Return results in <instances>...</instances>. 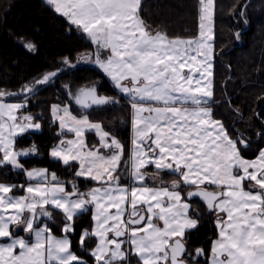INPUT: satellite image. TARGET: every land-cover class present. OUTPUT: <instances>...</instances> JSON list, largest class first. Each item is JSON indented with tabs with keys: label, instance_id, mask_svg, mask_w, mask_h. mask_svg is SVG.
<instances>
[{
	"label": "snow or ice",
	"instance_id": "snow-or-ice-1",
	"mask_svg": "<svg viewBox=\"0 0 264 264\" xmlns=\"http://www.w3.org/2000/svg\"><path fill=\"white\" fill-rule=\"evenodd\" d=\"M46 3L96 46L94 54H85L81 60L97 66L129 99L132 148L124 160V146L100 123L73 115L68 105H53L59 127L74 138L60 140L50 155L65 165L78 163L76 175L100 186L80 192L73 183L69 191L46 168L25 169L32 181L26 188L0 183V237L6 238L0 242V264H87L71 250L68 235L74 230L75 217L89 205L94 209V226L91 232H82L80 244L96 238L90 251L95 264H126L130 255L139 264H186L183 239L198 221L189 215L191 205L181 185L194 188L187 196L201 198L217 212L218 238L211 248L210 264H264V149L255 159H245L238 145L246 146V140L230 138L208 106L213 97L214 0H199V36L191 39L169 38L151 30L141 17L142 0ZM63 63L70 66L67 58ZM61 71L45 73L22 86L21 92L27 98ZM12 95L0 91V165L24 169L18 158L37 149L33 145L16 151L15 138L41 126L31 115H18L23 103L4 102V96ZM70 95L81 109L115 102L100 95L95 83ZM89 130L99 136V147L86 143ZM148 165L157 170L153 179L165 170L179 179L170 185L161 179L156 186H148L143 183ZM125 175L129 183L123 182ZM209 185L216 190H208ZM17 187L25 194L13 195ZM49 207L64 215L63 236H56L46 223L36 224L41 216L52 217ZM21 226L32 234L31 240L12 231ZM202 252L197 249L198 254Z\"/></svg>",
	"mask_w": 264,
	"mask_h": 264
},
{
	"label": "trees",
	"instance_id": "trees-1",
	"mask_svg": "<svg viewBox=\"0 0 264 264\" xmlns=\"http://www.w3.org/2000/svg\"><path fill=\"white\" fill-rule=\"evenodd\" d=\"M199 8V0H142L141 17L146 24L166 33L169 38H194L200 29ZM26 43L33 44L34 48L28 49ZM213 44V115L223 122L232 139L246 140V146L239 145L241 155L256 158L264 147V0H214ZM93 48L90 39L56 13L45 0H0V91L15 93L4 97L25 98L22 86L31 84L49 71L62 68L52 81L38 86L34 94L25 98L28 109L37 114L43 128L17 138V147L36 145L39 152L37 156L21 158L20 163L24 169L45 167L65 183L76 180L80 190L91 189L99 183L77 176L78 163L65 165L50 155L51 149L64 135L52 117L51 108L53 103L71 102L63 79L78 85L102 80V91L118 94L103 72L90 62L64 65L65 58L73 64ZM119 99L117 103L89 114L120 138L125 149L124 160H127L131 149L132 109L129 99L124 96ZM93 137L89 134L90 142ZM24 175L9 166H0V182L25 184ZM162 176L170 179L178 175L165 171ZM190 189L187 186V191ZM192 203L191 213L198 218L199 224L187 232L185 241L191 250L203 247L207 256L212 240L218 237L217 212L208 211L197 199ZM52 215L50 226L55 233L61 234L64 215L56 209ZM92 226L90 207L75 217L71 239L76 253L95 264L90 251L96 245V238L90 237L83 246L80 244L83 230ZM130 260L139 264L134 255Z\"/></svg>",
	"mask_w": 264,
	"mask_h": 264
},
{
	"label": "crops",
	"instance_id": "crops-1",
	"mask_svg": "<svg viewBox=\"0 0 264 264\" xmlns=\"http://www.w3.org/2000/svg\"><path fill=\"white\" fill-rule=\"evenodd\" d=\"M91 64H92V63H91ZM92 65L95 66L94 64H92ZM58 74H59V73H58ZM103 74H104V73H103ZM104 75H105V74H104ZM54 78H55V77H54ZM54 78H53V79H54ZM53 79H52V80H53ZM52 80H51V81H52ZM110 83H111V82H110ZM111 85L113 86L112 83H111ZM84 86H90V85H89V84H88V85H79V86H77V88H75V89H71V91H70L68 88H66V89H67V92H68V95H69V97H70L71 102H69V103H53V105H59V106H61V107H63L64 105H68V106L71 108V110H72V112H73V115H76L77 117H80V116H84V115H86V116L88 117V119H89L91 122H93V123H100L105 131L109 132L112 136L116 137V138L121 142V144L124 146L123 142L120 140V138H119L118 136H116L114 133H112V132H110L108 129H106V127L104 126V124H103L101 121L94 120V119L91 117V115L89 114L91 111H93V110H95V109H99V108H93V109H91V110H88V109H81V108H80L78 105H76L75 102L72 100V97H71L70 93L74 94V91H78L79 88L84 87ZM95 86H96V85H95ZM96 87H97V86H96ZM113 87H114V86H113ZM114 88H115V87H114ZM115 89H116V88H115ZM97 91H98L99 94H106V93H105L104 91H102L101 88H99V87H97ZM116 91L118 92V94H119L120 97H121V96H124L123 93L119 92V90L116 89ZM124 97H125V96H124ZM114 98H119V97H116V96H115ZM3 100H4V102H6V103H23V104H24V108H22V109L19 110L18 115H31V116L33 117V120H34L35 122H37V123L40 124L41 127H40L39 129H35V128H33V129H29L27 132H39V131L42 130V128H43V126H42V122L37 118V114H36V113H34V112H32V111H30V110L28 109V101H27V99H25V98H22V99H8V98H6V97H3ZM53 105H52V106H53ZM208 106L211 107V109H212V105H211V104H209ZM105 107H107V106H105ZM101 108H102V107H101ZM51 113H52V108H51ZM212 113H213V109H212ZM52 117H53V115H52ZM213 118L216 119V118L214 117V115H213ZM53 119H54V117H53ZM216 120L220 121L219 119H216ZM54 121L58 122V121L55 120V119H54ZM220 122L223 124L222 121H220ZM58 124H59V122H58ZM223 125H224V124H223ZM224 127H225V125H224ZM225 129L227 130L226 127H225ZM27 132H25V133H27ZM60 132L64 133V135H62V137H61L60 140H62V139H72V138H74L73 134H72V133H67L66 130H61V128H60ZM227 132H228V130H227ZM25 133H22V134L18 135V136L15 138V146H14V147H15L16 151H20V150H23V149H29V148H31V147L33 146V145H31L30 147H24V148H19V147H17V145H16L17 138H18L19 136L25 134ZM89 134H92V135L94 136V137L92 138L91 142H90V140H89ZM229 136H230V135H229ZM84 138H85V141H86V143L88 144L89 147H99V136L96 134V132H95L94 130L86 131V133H85V137H84ZM230 138H231V137H230ZM131 140H132V132H131ZM59 142H60V141H59ZM59 142H58V144H59ZM35 146H36V145H35ZM55 146H56V145H55ZM55 146H54V147H55ZM238 146H239V145H238ZM131 148H132V144H131ZM36 149H37L36 152L29 153V155H27V156H21V157H19L18 159L20 160L21 158H25V157H29V156H37V155H39V152H38V148H37V146H36ZM263 149H264V147H263ZM103 151L105 152V154H107V150H103ZM130 151H131V149H130ZM243 157H244V156H243ZM244 158H245V157H244ZM55 159H56V158H55ZM123 159H125V151H124V157H123ZM245 159H248V158H245ZM253 159H255V158H253ZM253 159H249V160H253ZM0 166H3V165H0ZM122 167H123V166H122ZM34 168H45V167H34ZM34 168H29V169H27V170H31V169H34ZM46 169H47V168H46ZM24 170H25V169H18L17 171L23 172V173L25 174V171H24ZM145 171H146V173H147L148 175L146 176L145 181H144L143 183L147 184L148 186H152V187L156 186V185L160 182L161 179L165 182V184H169V183L165 180V178H163V176H162V173H163V172H165V171H169V170H165V171H163V172H160V173H159V177H157L156 179H153V174L157 172V170L155 169V167H154L153 165H148V166H146ZM49 172L51 173V171H49ZM170 172H171V171H170ZM24 176H25V178L27 179V183H25V184H24V183H18L17 181H14V182H13V181H12V182H0V183H4V184H8V185H16V186H21V185H23L24 188H26L27 185H28L29 183H32V181H30V180L28 179V177H27L26 174H25ZM84 178H87V177H84ZM87 179H90V178H87ZM122 180H123L124 183H129V180H128L127 176L122 177ZM246 182H247V181H246ZM246 182H245V183H246ZM73 183H75V185H76L77 188L79 189V186H78L76 180H71V181H69L68 183H65L66 188H67L68 186L72 187V184H73ZM98 186H100V185L98 184V185H96L95 187H98ZM181 186H182V185H181ZM15 189H17L18 191H15ZM15 189L13 190V193H12L13 195H15V196H21V195H24V194H25V191H24L23 188L17 187V188H15ZM88 190H89V189H87V190H80V189H79L80 192H87ZM70 191H71V190H70ZM182 195L184 196L183 193H182ZM187 202L191 205V210H192V208H193V203H191V202H189V201H187ZM90 207L92 208V216H93L94 209H93V207H92L91 205L88 206V208H90ZM88 208H87V209H88ZM53 209H54V208L49 207L48 210L52 213ZM191 210H190V212H189V215H190L191 218L196 219V220L198 221V223H197V225H196V227H197L198 224H199V220H198V218L192 216ZM85 211H86V210H85ZM52 218H53V215H52L51 219H48V218H46V217L41 216V217L39 218V220L36 221V224H37V225H40V226H43V225L46 223V224L52 229V227L50 226V221L52 220ZM161 224H162V222H161ZM93 226H94V221H93ZM93 226H92V228H93ZM216 226H217V220H216ZM63 227H64V224L62 225L61 228L63 229ZM196 227H195V228H196ZM92 228H90V229H85V230H88L89 232H91ZM195 228H193V229H195ZM217 228H218V227H217ZM193 229H188V230H186L184 238L186 237L187 232L190 231V230H193ZM15 230H16L17 232H19L18 234H20V233L22 234L20 237H23V238H25V239H27V240H31V239H32V234L25 232V231L23 230V227H22V226H21V227H13V228H12V231L14 232ZM85 230H83V231H85ZM52 231H53V229H52ZM73 231H74V230H73ZM73 231H72V232H73ZM72 232H71V233H72ZM53 233H54L56 236H58V237L64 235L63 232H62L61 234H58V233H55V232L53 231ZM71 233L68 235V238H69L70 241H71V250H72L76 255H78V254L76 253V251H75V250L73 249V247H72ZM217 238H218V237H217ZM217 238H215V239L212 240V245H213V242H214ZM3 239H4V238L0 237V242H3ZM96 243H97V241H96ZM212 245H211V248H212ZM95 246H96V245H95ZM95 246H94V248H95ZM125 247L127 248L128 245L126 244ZM78 256H79V255H78ZM130 256H131V255H130ZM130 256H129V260L126 262V264H138V263H133L132 260H130ZM80 257H81V256H80ZM81 258H82V260L87 261L85 258H83V257H81ZM136 258H137V257H136ZM137 259H138V258H137ZM198 261H202L203 264H210V261H211V250H210L209 253H207V261H204L203 258H200V259L196 260L195 262H198ZM87 264H90L89 261H87Z\"/></svg>",
	"mask_w": 264,
	"mask_h": 264
},
{
	"label": "rangeland",
	"instance_id": "rangeland-1",
	"mask_svg": "<svg viewBox=\"0 0 264 264\" xmlns=\"http://www.w3.org/2000/svg\"><path fill=\"white\" fill-rule=\"evenodd\" d=\"M46 1V0H45ZM59 14V13H58ZM62 16V15H61ZM66 18V17H65ZM67 19V18H66ZM148 25V24H147ZM149 26V28L151 29V30H153V31H159L158 29H155V28H153V27H151L150 25H148ZM212 29H213V35H214V9H213V18H212ZM199 31H200V29H199ZM86 35V34H85ZM199 36V35H198ZM197 36V37H198ZM183 39H191V38H183ZM27 44V43H26ZM212 44H213V41H212ZM213 49H214V44H213ZM95 51H96V46L94 45V48H93V50H91V51H88V53H84V54H94L95 53ZM80 60H76L75 62H73V64L71 63L70 65L71 66H73V65H75V64H79L80 62H82V60H81V58H79ZM65 60V59H64ZM214 60H215V55H214V59H213V61H212V69H211V71H212V77H211V80H212V85L214 84V73H213V71H214ZM69 61V60H68ZM80 61V62H79ZM185 71H187V69L185 70ZM106 76V75H105ZM106 78L113 84V82L106 76ZM93 83H95V85L97 86V87H99V88H101V85H102V83H103V81L102 80H99V81H95V82H93ZM93 83H91V84H93ZM91 84H89V85H91ZM63 85L66 87V88H68L70 91H71V89H75V88H77V86H79L78 84H75V83H73V82H71V81H68V80H66V79H63ZM113 86H114V84H113ZM115 87V86H114ZM116 88V87H115ZM117 89V88H116ZM118 90V89H117ZM120 92V91H119ZM124 96H125V98H127L126 97V95L125 94H123ZM116 97H120L119 96V94H117V95H115ZM128 99V98H127ZM212 103V99L209 101V104H211ZM208 104V105H209ZM16 150V149H15ZM3 166H9V167H11L12 169H14V170H18V169H16V168H13L11 165H3ZM126 176V175H125ZM179 179V177L178 176H174L173 178H170V179H165L169 184L168 185H170L171 184V182L173 181V180H178ZM247 183L248 182H246L245 183V185L247 186ZM208 188H210V189H215L213 186H211V185H209L208 186ZM67 189L69 190H71V188H70V186H68L67 187ZM181 190H182V193L184 194V198L187 200V201H189V202H191L192 203V201H190V200H188L187 199V193H188V191H187V186H183V188L181 187ZM14 233H15V235H17V236H21L22 234L20 233V234H18L19 232H17L16 230L14 231ZM3 242H6V238H4L3 239Z\"/></svg>",
	"mask_w": 264,
	"mask_h": 264
},
{
	"label": "water",
	"instance_id": "water-1",
	"mask_svg": "<svg viewBox=\"0 0 264 264\" xmlns=\"http://www.w3.org/2000/svg\"><path fill=\"white\" fill-rule=\"evenodd\" d=\"M85 61H82V62H80L79 64H83ZM74 66H77V64L76 65H74ZM100 95H105V96H108V97H113L114 98V96H112V95H110V94H100ZM114 100H115V102L114 103H117L118 102V100L116 99V98H114ZM114 103H109V104H106V105H94V106H92L91 108H89L88 110H91V109H93V108H101V107H105V106H110V105H112V104H114ZM194 190V188H192V189H190L189 191H193ZM208 190H210V191H215V190H212V189H209L208 188ZM188 191V192H189ZM187 199L188 200H195V199H197V200H199V201H201L205 206H206V203L201 199V198H199V197H188L187 196ZM206 208H207V210L208 211H212V210H210L207 206H206ZM49 219V218H48ZM51 219V218H50ZM183 242H184V245H185V249H186V251H185V253H184V256H185V254H186V252H187V250H188V245H187V243L185 242V240L183 239ZM197 249H202L203 250V252L201 253V254H198L197 253ZM196 260H198V259H200V258H203V260L204 261H207V256L205 255V253H204V249H203V247H197L196 248V250H195V257H194ZM184 259H185V261H186V264H190V262L184 257Z\"/></svg>",
	"mask_w": 264,
	"mask_h": 264
},
{
	"label": "flooded vegetation",
	"instance_id": "flooded-vegetation-1",
	"mask_svg": "<svg viewBox=\"0 0 264 264\" xmlns=\"http://www.w3.org/2000/svg\"><path fill=\"white\" fill-rule=\"evenodd\" d=\"M85 55V54H84ZM82 57V56H81ZM80 57V58H81ZM77 91H74V93H76ZM185 239V238H184ZM187 243V242H186ZM187 245H188V243H187ZM195 250L196 249H193V250H191V248H190V246L188 245V250H187V252H186V254H185V258L190 262V264H193V262H195L196 261V259L194 258L195 257Z\"/></svg>",
	"mask_w": 264,
	"mask_h": 264
}]
</instances>
